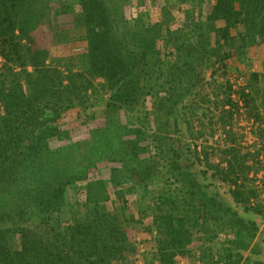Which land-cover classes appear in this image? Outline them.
I'll return each mask as SVG.
<instances>
[{"label":"trees","instance_id":"1","mask_svg":"<svg viewBox=\"0 0 264 264\" xmlns=\"http://www.w3.org/2000/svg\"><path fill=\"white\" fill-rule=\"evenodd\" d=\"M131 1L77 0L78 10L66 8L68 13L74 11L75 26L83 30L76 36L85 51L63 60L33 43V32L58 15L53 0H0V56L4 61L0 67V264H131L135 244L120 217L122 211L118 207L112 211L107 202L112 193L126 199L127 192L141 184L147 188L163 173L152 163V144H157L161 159L170 158L172 152L177 158L184 155L175 152L173 144H161L163 139L172 140L167 134L156 132L150 140L130 127L137 123V108L151 96L160 113L158 123L164 124L167 107L172 103L175 108L181 102L184 83H189L186 78H192L198 62L223 61L264 41V0H216L205 18L197 20L191 15L190 25L178 29L171 26L172 8L188 4L195 8L203 0H165L157 22L147 14L127 17L125 10ZM189 7L187 15L194 11ZM238 24H244L246 31L234 37L232 31ZM187 28L195 37L192 42ZM57 40L67 43L71 35L60 34ZM213 44V49L208 48ZM94 79L105 80L111 91L104 124L90 129L81 140L53 147V140H62L69 132L60 129L58 120L77 104L88 107ZM191 152L197 161L205 159L213 166L224 181L236 183L231 178V161L225 168L210 162L205 149L204 157L197 149ZM102 163L120 166H111L108 178L92 176L91 171ZM178 169L172 167L165 173ZM178 172L173 176L178 178ZM189 176L185 186L189 200L180 207L183 217L177 224L179 194L172 197L171 190L170 196L165 195L167 191L159 197L161 212L156 218L163 220L158 224L159 248L154 254L159 264H180L177 256L188 252L192 227L216 238L209 226L211 219V225L219 222V232L228 230L246 236L249 242L254 238L252 222L246 223L208 193L197 197L202 186ZM80 187L83 201L78 198ZM232 191L238 201L248 200L249 194L244 198L241 189ZM186 219L191 222L189 228ZM16 235L20 236L19 247L14 245ZM248 246L237 244L235 261L230 259L234 254L221 259L239 264V250Z\"/></svg>","mask_w":264,"mask_h":264},{"label":"rangeland","instance_id":"2","mask_svg":"<svg viewBox=\"0 0 264 264\" xmlns=\"http://www.w3.org/2000/svg\"><path fill=\"white\" fill-rule=\"evenodd\" d=\"M215 1L203 0L202 4L196 2L195 8H191L188 4L189 9H194L189 15L186 14V5L179 9L172 8L174 18L171 23L172 28L178 29L184 25L186 27L188 23L190 25V21L193 20L191 15L197 20H202L206 17V13L210 12ZM76 2L77 0H53L55 12L58 15L55 19L52 18L50 23L39 26L33 32L35 47L46 49L53 58L60 57L63 60H69L72 56L76 57L85 51L83 42L78 41L76 36L83 30L75 26L74 11H72L73 15L65 11L66 8L74 10V7L78 10L77 5L75 6ZM164 4L165 0H132L126 6V16L133 18L148 15V18L151 16L152 20L157 22ZM200 5H203L204 9L201 8L202 6L198 7ZM199 12L201 13L198 15ZM185 31L192 35L187 34L190 39L192 38L190 42L195 40L190 28ZM245 31V25L238 24L233 29L232 35L238 37ZM60 34H70L71 40L67 43L58 41L57 37ZM223 42L224 39L222 44ZM193 45L199 46L195 41ZM207 46L211 49L215 47L214 44ZM241 51V54L237 53L223 61L215 62V58H212L198 62L192 78L190 80L186 78L189 83H184L181 102L175 108L170 103L167 107L168 111L165 110L167 115L164 124L158 123L160 113L154 106L151 96L144 98L143 105L137 108V123L130 127L144 132L150 140L154 138L156 132H163L161 136L167 134L172 140L163 139L161 144L165 146L173 144L176 147L175 152L182 151L184 155L177 158L172 152L170 158L161 159L157 157L155 147L157 144H152L151 153L154 155L152 163H155L157 169H161L163 173H159V177L150 182L147 188L141 184L135 191L127 192L126 199L120 200L116 194L112 193L110 201L107 202L112 211L116 210V207L122 211L120 217L124 221L130 240L135 244L136 252L130 255L131 264H153L155 261L159 264V261L154 259V254H157L159 248L158 224H161L163 220L156 218L161 212L159 197L167 191L165 195L170 196L171 190L172 197L179 194L181 202L176 205L178 209L175 208L177 212L175 224H177L180 221L179 218L183 217L179 212L182 210L180 207L189 200V191L185 186L189 184L191 174L202 186L197 189V197L202 193H208L209 197L229 205L246 223L254 224L255 235L249 242L246 236L239 237L228 230L219 232L220 225L216 229L219 222L215 224L214 221L211 225L213 221L211 219L209 226L212 227L211 232L216 234V238L210 236V233L200 234L197 231L198 228L192 227L193 241L186 247L188 252L184 250L178 253L181 254L177 256L179 263L230 264L223 261L221 257L234 254L230 259L235 261L238 256L234 248L237 244L244 242L249 243V246L247 249L239 250L242 255L239 264H264V41L261 39ZM3 62L0 56V67ZM255 74L257 77L254 76ZM156 81V79L153 80V82ZM93 83V88L89 91L88 107L77 104L64 112L58 120L60 129L69 132L62 140H53V147L69 143L70 140L71 142L81 140L87 136L90 129L104 124L103 114L108 107L111 91L107 89L103 79H94ZM243 92L250 95L244 97ZM228 95L230 101L227 103ZM170 108L173 110L169 111ZM86 115L93 117L86 119ZM85 120L87 122H84ZM178 136L181 141H177ZM190 147L192 150L200 151L203 157L205 155L202 152L205 149L207 153H210L208 155L210 162L221 163L225 168L229 167L228 163L231 161L234 167L231 178H234L236 183L224 181L215 172L216 169H213V166L205 163V159L197 161ZM147 155L150 154L147 153ZM117 165L120 166L119 163H102L100 168L91 171V175L108 178L109 168ZM172 167L177 169L180 167V169L169 175L165 173ZM177 172L179 179L173 176ZM187 172H189L188 176L185 175ZM161 174L164 176L162 177ZM81 189L82 187L77 188L78 198L83 201L85 195L81 193L82 191L79 193ZM236 189H241L244 198H247L249 194L248 200L238 201L232 194V190ZM168 209L170 208L166 206L165 210L169 211ZM190 216L192 222L193 212ZM191 222L186 219L187 228ZM201 238L204 239L201 240ZM14 245L20 246L19 235L14 237ZM204 252L206 254L202 259ZM115 264L120 263L115 262Z\"/></svg>","mask_w":264,"mask_h":264}]
</instances>
